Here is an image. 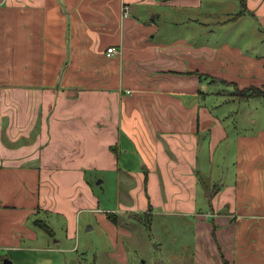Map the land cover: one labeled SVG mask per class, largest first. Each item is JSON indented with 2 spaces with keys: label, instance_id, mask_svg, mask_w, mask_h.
I'll use <instances>...</instances> for the list:
<instances>
[{
  "label": "crops",
  "instance_id": "1",
  "mask_svg": "<svg viewBox=\"0 0 264 264\" xmlns=\"http://www.w3.org/2000/svg\"><path fill=\"white\" fill-rule=\"evenodd\" d=\"M205 3L0 0V264L76 252L84 211L118 219L95 197L104 172L133 184L122 224H101L109 260L127 263L121 238L143 224L128 215L147 212L150 224L180 218L164 226L153 264H264V97L241 110L233 93L208 102L205 90L208 74L264 84V56L241 65L238 46L191 40L207 32ZM241 5L216 32L245 14L264 30V0ZM159 20L183 34L159 38ZM245 111L248 132L233 123Z\"/></svg>",
  "mask_w": 264,
  "mask_h": 264
},
{
  "label": "rangeland",
  "instance_id": "2",
  "mask_svg": "<svg viewBox=\"0 0 264 264\" xmlns=\"http://www.w3.org/2000/svg\"><path fill=\"white\" fill-rule=\"evenodd\" d=\"M204 2H206L204 11L207 14V19L205 20L207 32L205 34L203 33L196 36H192L191 32L189 35L191 40H193L192 38H194L197 43L206 44L212 47L215 46L216 43H220L221 41L223 43H228L231 46H238L241 53L249 58L247 60L245 59L244 61H241L242 59L240 58L241 60L238 61L242 63L241 65L250 64L251 66L257 67L258 62H255L254 60H257L259 57L264 56V30L261 28L259 21L250 14H245V16H243L236 22L225 19L222 34H219L218 31H215V28H218L216 20H220L222 16L225 17L227 14L230 17L237 14L243 8L241 5V0H204ZM158 27L165 30H163L162 34L159 37L162 39H172L178 35H182L184 32L182 28H178L176 30L172 29V27H170L169 24L167 25L164 20H159ZM254 75V78L259 82V77L257 76L258 74L255 73ZM205 81V90L208 93L212 94L208 96V102H211L213 99L218 98L226 99L229 92H239L242 98H244L243 93H246L243 90L246 88V86L245 88L244 86L240 85L239 87L237 85L235 87L232 85L233 83L220 81L215 77L210 76V74L206 75ZM252 84L255 83L252 82ZM253 86L259 90H264V84ZM240 96L236 97L239 98ZM242 100L243 101H241V104L239 105H244V107L241 110H245L249 107L254 110L257 102L263 101L261 99L253 97L250 99L248 98V100L247 98ZM232 105V102L228 101L224 103V108L232 107ZM258 108L260 109L261 107L258 105ZM240 118V121L236 119V121L233 123L239 126L245 125L243 126L246 130L245 132H248V130L252 126V115L246 112L242 114ZM257 125L258 124H256V126ZM123 164L124 161L121 159L119 166L123 167ZM242 167L243 165L240 164L239 170H241ZM214 175H217V172L214 173ZM99 181H102L100 183V186L97 185ZM92 182L94 183L93 189L100 208L117 209V211H119L118 215H120V217L116 220H118L119 222L118 225H121V214L120 210L118 209L120 208V206L124 207L128 205L125 198V192H127V190L131 186H133V184H129V181L124 178L123 174H121V178L117 180L116 175L113 172L100 173L94 179L92 178ZM204 182L209 184L211 188V180L207 179ZM215 182L216 184L218 183V181ZM203 189L204 188L202 187V191ZM149 214L150 213L147 212L135 214L130 213L128 216H131L133 219H136L142 223H146L149 221ZM117 217L118 216L116 215V218ZM89 219L93 221L94 228L86 231V223L88 224ZM175 219L180 220V218L177 217L174 218L159 216L152 220L153 223H151L149 227L151 228V230L147 226H144V224H142L138 225L137 228L132 230V237L125 238L123 236L121 239L128 255V261L126 264H153L154 262H156V258H158L159 252H164L166 242L168 241L167 236L163 234L165 229L164 226H167L168 222H173ZM80 220L82 227L80 230L81 235L78 244V250L74 253H71V255L69 253H59L49 257L54 258L53 264H73L71 261L72 258L78 259V264H119L114 260H109L107 257V251L108 249H110V247H113V244L109 243V239L106 237L104 231L102 230L101 224H104L107 221L108 223L114 224L112 219L109 217L108 212L92 213L84 211L80 216ZM157 237H161V241L163 242V248L161 249V251L156 250L157 245L155 239ZM159 264H170V262L164 260V262Z\"/></svg>",
  "mask_w": 264,
  "mask_h": 264
},
{
  "label": "trees",
  "instance_id": "3",
  "mask_svg": "<svg viewBox=\"0 0 264 264\" xmlns=\"http://www.w3.org/2000/svg\"><path fill=\"white\" fill-rule=\"evenodd\" d=\"M232 85L236 87V83L235 84L233 83ZM243 90L246 92L245 94L243 93L244 98H242V96H240L239 92L238 93L237 92H232V93L235 96H240L241 98L239 97L238 99H241V100L242 99H246V98L247 99L248 98H252V97L253 98L254 97H264V90H259L256 87H254L253 85L246 86V88L243 89ZM108 214H109V217L112 219V221L115 223L116 222V219H117L116 216H115V213H108ZM143 224H144V226H147L149 228L150 217H149V221L146 222V223H143ZM45 228H46V230L48 232H50V229H48L47 227H45Z\"/></svg>",
  "mask_w": 264,
  "mask_h": 264
},
{
  "label": "built area",
  "instance_id": "4",
  "mask_svg": "<svg viewBox=\"0 0 264 264\" xmlns=\"http://www.w3.org/2000/svg\"><path fill=\"white\" fill-rule=\"evenodd\" d=\"M124 15H126V13H124ZM117 52H118V50L113 46L107 47V49H106V55L107 56H110V55L115 54Z\"/></svg>",
  "mask_w": 264,
  "mask_h": 264
},
{
  "label": "water",
  "instance_id": "5",
  "mask_svg": "<svg viewBox=\"0 0 264 264\" xmlns=\"http://www.w3.org/2000/svg\"><path fill=\"white\" fill-rule=\"evenodd\" d=\"M6 264H9L8 262H6Z\"/></svg>",
  "mask_w": 264,
  "mask_h": 264
}]
</instances>
